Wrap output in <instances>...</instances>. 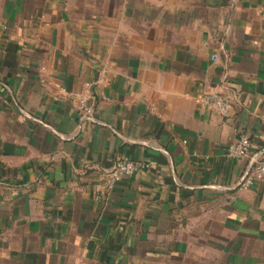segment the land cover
I'll return each mask as SVG.
<instances>
[{
	"label": "crops",
	"instance_id": "crops-1",
	"mask_svg": "<svg viewBox=\"0 0 264 264\" xmlns=\"http://www.w3.org/2000/svg\"><path fill=\"white\" fill-rule=\"evenodd\" d=\"M263 156L264 0H0V264H264Z\"/></svg>",
	"mask_w": 264,
	"mask_h": 264
},
{
	"label": "built area",
	"instance_id": "built-area-1",
	"mask_svg": "<svg viewBox=\"0 0 264 264\" xmlns=\"http://www.w3.org/2000/svg\"><path fill=\"white\" fill-rule=\"evenodd\" d=\"M69 99L74 104L78 112L87 118L93 117L96 108L92 104V94L86 88L80 91L68 93ZM197 102L202 106L217 111L222 116H229L232 109V100L229 96L220 92H204L197 97ZM250 152V139L243 135L240 139L229 145L228 156L231 158H241ZM138 163L131 159H119L106 173L105 185L108 191H112L124 178L131 176L137 169ZM264 180V156L254 160L250 167V173L241 182V186L254 185L256 181Z\"/></svg>",
	"mask_w": 264,
	"mask_h": 264
}]
</instances>
